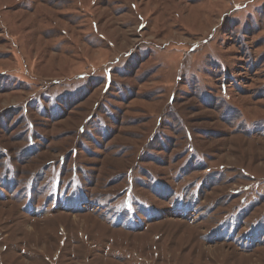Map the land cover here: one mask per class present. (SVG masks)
<instances>
[{"label": "rangeland", "instance_id": "1", "mask_svg": "<svg viewBox=\"0 0 264 264\" xmlns=\"http://www.w3.org/2000/svg\"><path fill=\"white\" fill-rule=\"evenodd\" d=\"M0 264H264V0H0Z\"/></svg>", "mask_w": 264, "mask_h": 264}]
</instances>
